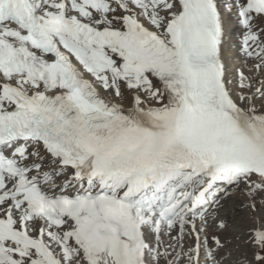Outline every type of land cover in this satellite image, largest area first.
Returning a JSON list of instances; mask_svg holds the SVG:
<instances>
[{"label": "snow or ice", "instance_id": "snow-or-ice-1", "mask_svg": "<svg viewBox=\"0 0 264 264\" xmlns=\"http://www.w3.org/2000/svg\"><path fill=\"white\" fill-rule=\"evenodd\" d=\"M262 73L264 0H0V264H223L221 200L264 208Z\"/></svg>", "mask_w": 264, "mask_h": 264}, {"label": "bare ground", "instance_id": "bare-ground-1", "mask_svg": "<svg viewBox=\"0 0 264 264\" xmlns=\"http://www.w3.org/2000/svg\"><path fill=\"white\" fill-rule=\"evenodd\" d=\"M234 17H227L225 21V33L222 45V53L225 60L226 67L228 69L230 77L235 82L237 79V70H243L246 74L255 75L254 72L249 73L248 68L251 67L250 64L245 65L243 57L240 55L238 48L240 44V29L239 26L234 22ZM261 75H264L262 73ZM127 103V99L125 101ZM257 105H259V99L257 100ZM237 189L231 190V195L221 200L224 205L219 209L218 219H223L226 221V228L223 230L209 228V232L216 230L220 232L222 240L226 242L225 248L221 250L220 258L223 260V264H239L244 258V253L241 251L236 253L235 250L247 251L244 244L246 239V230L251 224L250 209L242 211L244 204L248 203L245 198L236 197L232 192ZM260 206L259 202L257 207ZM261 207V206H260ZM262 208V207H261ZM264 212V208H262ZM264 218L262 215L260 218ZM168 237L165 236L164 240L167 242ZM186 246L188 240L185 241Z\"/></svg>", "mask_w": 264, "mask_h": 264}, {"label": "rangeland", "instance_id": "rangeland-1", "mask_svg": "<svg viewBox=\"0 0 264 264\" xmlns=\"http://www.w3.org/2000/svg\"><path fill=\"white\" fill-rule=\"evenodd\" d=\"M232 190H233V189H232ZM232 194H233L234 196H236V197L238 196V197L245 198V200L248 201L247 198H246V196H245L241 191H239V190H234V191L232 192ZM245 205H247V203L243 205V207H242V211H243V210H246V208H248V207H246ZM249 215H250L252 218H253V217H258V218H260L262 215H264V212L262 211V208H261L260 206H258V207H257V211H256V212H252V211H251L250 214H248V216H249ZM188 242H189V241H188ZM241 251L244 253V255H245L246 252H247V251L244 252L243 250H240V249H239V250H235L236 253H239V252H241Z\"/></svg>", "mask_w": 264, "mask_h": 264}]
</instances>
